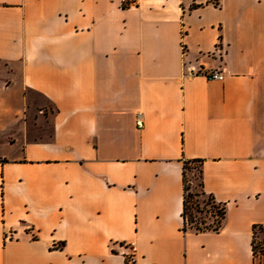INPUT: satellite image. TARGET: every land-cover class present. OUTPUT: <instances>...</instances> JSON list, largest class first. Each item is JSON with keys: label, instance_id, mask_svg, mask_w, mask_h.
<instances>
[{"label": "crops", "instance_id": "crops-1", "mask_svg": "<svg viewBox=\"0 0 264 264\" xmlns=\"http://www.w3.org/2000/svg\"><path fill=\"white\" fill-rule=\"evenodd\" d=\"M190 160L217 231L184 230ZM255 225L264 0H0V264H264Z\"/></svg>", "mask_w": 264, "mask_h": 264}, {"label": "trees", "instance_id": "trees-1", "mask_svg": "<svg viewBox=\"0 0 264 264\" xmlns=\"http://www.w3.org/2000/svg\"><path fill=\"white\" fill-rule=\"evenodd\" d=\"M134 3L135 0L122 1V7L128 8ZM202 163H203L202 160H190L184 162V197H183V212H182V217L184 220V230H186L187 228H192L197 232L206 231V230L217 231L222 226L223 220L226 215V207L224 204L218 203L213 195L208 194L205 191L203 184ZM194 164L197 166L201 179L200 186L202 187V191L200 193H191L189 187L186 185V170L188 168H191V166ZM200 197H205L202 200V202L205 205H210L212 208L217 209L218 219H216L213 222V224H211V223H206V221L200 217L197 218L196 221L198 224H203L204 226H200V225L190 226L191 224L190 221L195 222V218L197 217L196 215H192V219H189L188 217V210L194 208L193 204L189 205L190 199L196 198L197 205H200L201 202ZM197 211L199 212V209H197ZM261 233L264 234V226L255 225L253 227V239H252V250L255 257L259 256L260 254L264 255V236L261 237L260 236Z\"/></svg>", "mask_w": 264, "mask_h": 264}, {"label": "rangeland", "instance_id": "rangeland-1", "mask_svg": "<svg viewBox=\"0 0 264 264\" xmlns=\"http://www.w3.org/2000/svg\"><path fill=\"white\" fill-rule=\"evenodd\" d=\"M50 109L53 110V107L50 105ZM34 123V122H33ZM37 123V121H36ZM31 124V123H30ZM42 125V123H40ZM45 131L47 132V124L45 123ZM200 175L199 171L197 169V166L194 164L191 166V168H188L186 170V185L189 187V190L191 193H200L202 191V187L200 186ZM205 197H200L201 202L200 205H197L196 198L190 199L189 205L193 204L192 209L188 210V217L189 219H192V215H196L195 222H191L190 226L200 225L204 226L203 224H198L196 219L202 218L206 221V223H211L218 219V212L217 209L212 208L210 205H205L202 200ZM199 209V212L197 211ZM261 237L264 236V234H260ZM261 255V254H260Z\"/></svg>", "mask_w": 264, "mask_h": 264}, {"label": "built area", "instance_id": "built-area-1", "mask_svg": "<svg viewBox=\"0 0 264 264\" xmlns=\"http://www.w3.org/2000/svg\"><path fill=\"white\" fill-rule=\"evenodd\" d=\"M126 1V0H122ZM217 2V1H216ZM217 51H221V48L218 46ZM201 74L207 77L208 79H217V80H223L224 79V73L219 69H198L195 70L193 67H188V74ZM136 123L138 127L143 126V120H142V113H138L136 118ZM138 255L136 254L134 249H130L128 252L124 253V264H138Z\"/></svg>", "mask_w": 264, "mask_h": 264}]
</instances>
